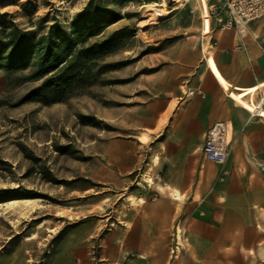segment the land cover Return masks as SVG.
<instances>
[{"label":"rangeland","instance_id":"1","mask_svg":"<svg viewBox=\"0 0 264 264\" xmlns=\"http://www.w3.org/2000/svg\"><path fill=\"white\" fill-rule=\"evenodd\" d=\"M165 1L0 0V203L40 200L26 220L0 207V264H221L188 255L202 246L190 241L192 215L184 213L161 222L143 260L123 242L137 219L140 232L154 231L150 216L174 201L162 188L166 173L190 166L163 109L180 66L202 42L208 52L203 14L199 0ZM122 28L113 50L80 61L79 81L58 101L42 100L51 98L43 82L52 75L43 71ZM180 90L176 104L186 100ZM250 117L257 123L247 147L264 166V119ZM226 261L264 264V254Z\"/></svg>","mask_w":264,"mask_h":264},{"label":"crops","instance_id":"2","mask_svg":"<svg viewBox=\"0 0 264 264\" xmlns=\"http://www.w3.org/2000/svg\"><path fill=\"white\" fill-rule=\"evenodd\" d=\"M207 7L209 31L203 37L208 52L204 53L202 42L199 55L191 64L181 61L183 65L175 76L177 90L173 86L167 91V110L163 109L164 115L167 111L172 117L169 118L170 137H180V151L190 162L189 170L175 176L166 173V184L162 188L174 201L164 213L155 211L150 216L152 233L140 232L141 219L128 230L124 246L130 245L129 252L141 260L147 257L153 247L151 243L161 233V224L169 225L180 213L192 215L189 239L192 244L198 241L202 246L194 247L189 256L214 255L220 258L221 264H227L229 256L260 254L264 249V175L260 168L264 166L254 159L252 150L247 147L257 119L251 118L225 95L204 59L205 54L211 56L216 70L233 89L256 88L254 101L264 100V18L247 24L245 29L223 28L228 13L222 0H209ZM180 88H186V100L176 104L175 100L181 96ZM238 94L244 98L249 96L248 92ZM217 122H224L227 128L226 143L230 148L222 167L227 172L223 182L219 180V166L197 163L193 158L194 155L202 157L204 135ZM174 192L184 199L178 202L172 195ZM168 201L171 203V199Z\"/></svg>","mask_w":264,"mask_h":264},{"label":"built area","instance_id":"3","mask_svg":"<svg viewBox=\"0 0 264 264\" xmlns=\"http://www.w3.org/2000/svg\"><path fill=\"white\" fill-rule=\"evenodd\" d=\"M222 3L228 13L223 28L245 29L247 24L264 18V0H222ZM262 52L264 53V48ZM226 134L224 122L214 123L207 129L201 149L204 160L212 161L220 167L224 166L229 155Z\"/></svg>","mask_w":264,"mask_h":264},{"label":"trees","instance_id":"4","mask_svg":"<svg viewBox=\"0 0 264 264\" xmlns=\"http://www.w3.org/2000/svg\"><path fill=\"white\" fill-rule=\"evenodd\" d=\"M125 30V28H122V30L115 31L103 40L83 46L73 53L67 55L66 59L57 60V63L53 68H48L43 71L41 73L42 76L51 73L52 75L43 82V90H45L47 95L49 93L51 98L50 100H47V98H43L42 100L45 103L58 101V98L64 94V92L71 86L72 82L79 81L80 72L78 69L80 61H89L90 59H94L106 51L113 50L121 43V34ZM10 59L7 61L8 64L5 65V68L7 69H11L9 62Z\"/></svg>","mask_w":264,"mask_h":264},{"label":"bare ground","instance_id":"5","mask_svg":"<svg viewBox=\"0 0 264 264\" xmlns=\"http://www.w3.org/2000/svg\"><path fill=\"white\" fill-rule=\"evenodd\" d=\"M169 1H176V0H169ZM165 0H161V3L163 5H165ZM200 3V10L201 13L203 14V26H202V30H203V34L207 33L209 31V20H208V7H207V1L206 0H199ZM206 58V62L208 64V67L210 69V72L212 73L214 79L217 81L219 87L221 88V90H223L225 92L226 95H228V98L238 107L244 109L245 111H247L250 115L252 116H258L261 119H264V109L261 107H264V100H260L259 102H255L254 101V93L256 88H251V89H233L229 83L220 76V74L218 73V71L216 70L215 66H214V62H212L211 57H206V54L204 56V59ZM239 92H248L249 96L251 97H247L244 98L242 97L240 94H238ZM187 145V144H186ZM179 146V145H178ZM188 146V145H187ZM186 146V147H187ZM189 148V147H188ZM177 149V148H176ZM149 179V178H148ZM150 184H152L151 181H149ZM173 197L176 199H181L182 196L179 195L178 192H174ZM40 202V200H18V199H12V201H7V202H3L0 203V207L3 210H15L18 211V213L20 214L21 218H27L28 217V210H30L31 212L34 211V205L38 206V203ZM26 220V219H25ZM28 220V219H27ZM15 225V224H14ZM43 225V223H40L38 225V227H41ZM35 235H29V237H25V240L29 241V239L34 238ZM179 237V235H178ZM179 240V239H178ZM264 254V249L260 250V255Z\"/></svg>","mask_w":264,"mask_h":264}]
</instances>
